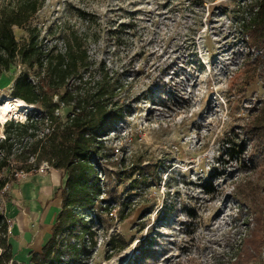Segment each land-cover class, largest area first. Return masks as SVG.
Instances as JSON below:
<instances>
[{"label": "rangeland", "instance_id": "obj_1", "mask_svg": "<svg viewBox=\"0 0 264 264\" xmlns=\"http://www.w3.org/2000/svg\"><path fill=\"white\" fill-rule=\"evenodd\" d=\"M31 1L38 11L25 25L43 45L63 48L77 34L92 68L123 85L124 118L93 156L101 194L72 240L79 258L64 264H228L256 225L254 209L264 219V155L245 132L264 85L243 84L239 71L247 48L237 20L248 0H0V18ZM14 33L19 43L28 35ZM25 71L18 58L1 75L0 105ZM40 113L33 105L0 122V140L7 123ZM44 163L4 189L55 169ZM248 264H264V246Z\"/></svg>", "mask_w": 264, "mask_h": 264}, {"label": "trees", "instance_id": "obj_2", "mask_svg": "<svg viewBox=\"0 0 264 264\" xmlns=\"http://www.w3.org/2000/svg\"><path fill=\"white\" fill-rule=\"evenodd\" d=\"M37 11L36 3L31 1L0 18V77L19 58L27 71L16 79L13 97L41 111L24 122L7 123L5 137L0 140V173L9 170V175L0 179V264H22L13 260L10 224L4 213V203L12 195L4 188L18 180V170L38 169L44 161L61 171L66 180L52 235L39 252L32 253L30 262L64 264L65 255L71 263L77 261L80 253L72 240L86 232L84 214L96 206L101 194L93 156L101 153L103 138L125 115L118 99L123 85L108 71L97 73L92 68L88 49L79 35H67L63 48L47 47L34 29L26 27V21ZM240 11L237 23L247 48L239 68L243 84L258 79L264 85V0H248L240 5ZM15 26L28 34L22 43L15 36ZM28 71H32V80ZM61 106L72 110L65 119L56 115ZM245 132L249 144L258 151L256 155H264V103L251 110ZM259 210L254 209L252 219L256 225L250 237L234 247L237 251L228 264H248L259 257L264 246V219Z\"/></svg>", "mask_w": 264, "mask_h": 264}, {"label": "crops", "instance_id": "obj_3", "mask_svg": "<svg viewBox=\"0 0 264 264\" xmlns=\"http://www.w3.org/2000/svg\"><path fill=\"white\" fill-rule=\"evenodd\" d=\"M64 180L65 176L53 169L11 187L12 199L4 203V213L11 227L9 241L14 261L31 264L33 251L42 249L51 237L62 204L57 188Z\"/></svg>", "mask_w": 264, "mask_h": 264}, {"label": "bare ground", "instance_id": "obj_4", "mask_svg": "<svg viewBox=\"0 0 264 264\" xmlns=\"http://www.w3.org/2000/svg\"><path fill=\"white\" fill-rule=\"evenodd\" d=\"M32 106L20 98H8L0 105V122H6L11 118H23L30 112Z\"/></svg>", "mask_w": 264, "mask_h": 264}, {"label": "built area", "instance_id": "obj_5", "mask_svg": "<svg viewBox=\"0 0 264 264\" xmlns=\"http://www.w3.org/2000/svg\"><path fill=\"white\" fill-rule=\"evenodd\" d=\"M44 167H46V168H49L50 166L48 165V163H44V165H43ZM7 187H8V185H7ZM6 189V188H5ZM2 249L0 248V254L2 253V251H1Z\"/></svg>", "mask_w": 264, "mask_h": 264}]
</instances>
